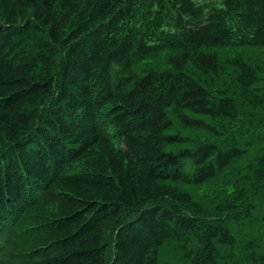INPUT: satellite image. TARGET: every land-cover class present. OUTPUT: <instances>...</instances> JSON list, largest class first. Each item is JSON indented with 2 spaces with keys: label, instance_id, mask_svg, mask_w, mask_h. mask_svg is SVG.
<instances>
[{
  "label": "trees",
  "instance_id": "trees-1",
  "mask_svg": "<svg viewBox=\"0 0 264 264\" xmlns=\"http://www.w3.org/2000/svg\"><path fill=\"white\" fill-rule=\"evenodd\" d=\"M0 264H264V0H0Z\"/></svg>",
  "mask_w": 264,
  "mask_h": 264
},
{
  "label": "rangeland",
  "instance_id": "rangeland-1",
  "mask_svg": "<svg viewBox=\"0 0 264 264\" xmlns=\"http://www.w3.org/2000/svg\"><path fill=\"white\" fill-rule=\"evenodd\" d=\"M146 61H148L149 63L156 65V66H162L163 65L162 61L159 60L158 58H151V59H148ZM197 188H198V191H200V192H202V191L204 192L205 190H207L206 186H200V187L198 186Z\"/></svg>",
  "mask_w": 264,
  "mask_h": 264
}]
</instances>
